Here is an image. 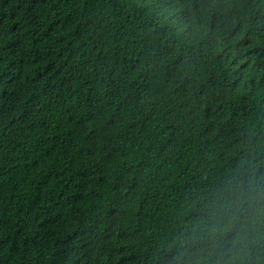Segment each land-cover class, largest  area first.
Listing matches in <instances>:
<instances>
[{"label":"trees","instance_id":"trees-1","mask_svg":"<svg viewBox=\"0 0 264 264\" xmlns=\"http://www.w3.org/2000/svg\"><path fill=\"white\" fill-rule=\"evenodd\" d=\"M0 264H264V0H0Z\"/></svg>","mask_w":264,"mask_h":264}]
</instances>
